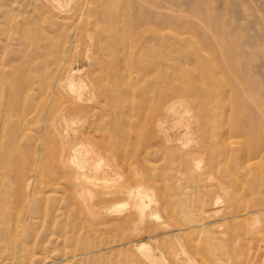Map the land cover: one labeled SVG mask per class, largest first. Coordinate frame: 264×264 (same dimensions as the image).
Wrapping results in <instances>:
<instances>
[{"label":"rangeland","instance_id":"obj_1","mask_svg":"<svg viewBox=\"0 0 264 264\" xmlns=\"http://www.w3.org/2000/svg\"><path fill=\"white\" fill-rule=\"evenodd\" d=\"M42 1L0 0V264H142L136 259L137 253H135L134 247L135 244L148 242L151 243H148L150 246L153 243V249H160L164 253L166 252L165 254H169L170 257L174 254L177 256L180 252L179 256H173L175 260L177 259L176 261H179V264H191V262H193L192 264H206V262L210 264H233L232 255H237L238 260L245 264L244 257L248 248L244 243L246 242L249 247L255 243L251 237L253 236L251 231L253 226L250 224L256 220V228L260 224L263 225L261 227H264V221L259 222L264 220V212L263 215L261 212H255L256 209H260L258 204L264 202V193L249 191L253 184L255 172H260L264 180V151L262 157L249 161L250 168L246 170L247 174H244V170L233 168L236 157L233 156L234 154L225 152L227 155L223 153L220 154L221 157H216L212 164L215 170L221 174L218 176L216 173L219 179L217 182L222 186H228L229 191L231 189L233 194L236 190L235 196L242 199L239 200L243 205L240 206V201H238V206L240 209L245 208L246 212L249 211L248 214L240 218L230 217L231 219L226 221L220 212V208L224 206V199L221 200V198L219 205L217 204L220 210L219 215H221H218L220 221L216 217L206 219L209 214L203 212H212L210 203L207 202L206 198H203L202 200L208 205L203 206L202 213L201 208H198V212L196 202L193 200L194 194H192L195 189L190 186L189 179L184 172L185 169H182L179 163L177 153L180 150H176L177 152L174 150L175 154L173 152L172 155L155 145L145 150L139 149L140 128L146 122L137 116H128V113L125 114L127 112L125 109L120 110V106L115 107L112 102L107 101L112 96L109 95L112 84L108 81L110 80L109 74L104 72V64L109 72L111 62L115 61L119 54L115 52V38L102 39L100 42L101 37H97V33L99 29L103 28L105 35H123L126 46L122 54L129 55L125 61L132 66V72L128 74L131 79L137 77L138 74L133 72L137 71L139 65L143 64L138 68H144L151 63L154 64V59L165 63V66L161 68L162 73L169 72L170 74L171 70V75L175 77L174 83H178L179 77L177 76L180 74L175 71H179L180 64L184 63L180 66V70L188 68L187 71H192L193 67H196L195 64H200L198 66L200 69L196 75H202L204 81L206 77L203 69H201V61H198L199 63L196 61L200 58L205 61L208 60L207 58L212 59L213 64H215L213 65L215 74L214 78L210 76V83L215 82L216 85L214 83L215 86H209L208 93L201 92L198 87L194 88L197 93L196 97L200 98L201 109L205 110V114L208 116L210 129L212 132L221 128L222 130L225 129L224 134H226L228 142L231 143L230 147L233 151L239 147L253 148V144L257 147H264L261 145L264 144V0H83V11L80 10V12L84 14L79 16L82 21L84 20L83 25H80L81 28L77 22L79 18L73 22L74 19L72 21L71 18L68 20L57 17L44 7ZM63 1L67 2L64 3ZM63 1L66 7L75 2L74 0ZM75 13L77 14V12ZM65 20L70 23L67 22L66 24ZM90 36L99 38L95 45L100 49L89 47ZM105 42L107 50L104 53L101 48ZM90 49L93 55L100 57V63L103 67L93 68L89 76V83L93 84L98 97L101 96L109 104L107 113L97 111L98 116H100L98 117L100 130L97 131L99 137L97 140L94 135L91 137L98 143L99 148H106L104 149L106 151L102 150V161L109 163L111 160L110 164L113 166L114 161L111 156L116 153L117 148L111 147L114 139L111 133L112 123L122 122L120 118L125 120V118L130 117L128 123L126 122L125 126L122 127V132L127 130L126 141L129 144L124 142L122 148L124 150L120 153L121 148H119L116 159L120 164L127 161L131 169L129 166L125 169L121 166V175L124 174L121 177L124 179L128 174L134 175L133 179L140 177V179L144 178L146 182L154 185L165 186L168 188V198L172 208L183 209L186 207V210L193 211L188 215L190 219L188 225L181 228L183 232L180 231L181 237H179L183 244L178 243V249L176 248L177 243H175L177 241L172 239L174 237L172 234L177 232L174 231L177 228L176 223H182L183 220L180 216L178 218L176 211H174L175 215L172 214L171 219L167 213L162 212L159 215H163L160 216L162 219L165 217L164 222L160 217L159 219L162 221L157 218L156 222H151L153 225L154 223L157 225L160 222L163 223L162 226L160 223L161 228L158 227L157 232H154L156 234L154 238L150 237L153 234L150 235L145 231L142 234L140 230L143 229V225L140 227L135 224L140 229L134 226L136 230L132 226L129 227V230L131 228L133 230H128L122 234L124 232L121 233L119 230L117 232V228L108 227L109 225L106 226V224H101L100 227L97 223L104 219L102 216L103 219L97 220V218L91 217L87 219V222L81 219V214L80 219L78 217L77 211H82L84 207L81 204H84L83 201L86 198L80 196L76 187L74 190L75 185H68L67 181L71 178L59 172V168L61 169L62 163L60 161L63 160L60 158L61 152L63 151L61 157L64 158L65 153H69L71 145L72 147L80 146V143H76V141V145L72 143L74 140L71 136L77 134L80 123L76 120L70 121L67 115H60L56 111V107L62 105L63 97H66L63 93L60 95V87L67 81L61 80L62 67L72 65L87 70V60L89 59L86 58V54L89 53ZM194 60L196 61L194 62ZM177 65H179L178 68ZM154 66L157 67V65H153L152 68L150 67L151 70H154ZM102 68L103 70H101ZM176 68L177 70H175ZM194 70L192 71L193 76ZM192 72L188 73L192 74ZM185 73L187 74L186 71ZM187 75L186 78L189 79L190 74ZM153 76L156 75L151 73L146 78L151 79ZM184 78H182L183 84L186 80ZM58 79L62 82H59ZM124 97L128 101L137 102L134 100L132 92ZM209 99L216 101L211 103ZM68 100L64 102L68 103ZM183 105L188 106L181 104L179 108L184 107ZM120 114L125 116H120ZM182 114L187 116L184 112L180 116ZM75 116L77 115H74V118ZM180 119L179 122L185 117ZM55 123H59L58 126ZM183 123L185 122L182 121L176 125V130H182ZM65 124H67L68 129H65ZM56 127H59L58 130ZM184 128L185 130L182 132L180 130L179 133L182 136L178 135L177 142L189 146L195 136L189 127ZM61 129L65 130V133ZM186 130H189V133L185 134ZM173 131L174 129L170 130V134ZM61 132L64 137L58 138L57 136H59L58 134L61 135ZM191 133L192 136L187 135ZM100 134L102 135L100 136ZM70 136V143L64 144L65 139L70 138ZM56 137L61 140L64 139L62 140L63 143L61 140L60 142L56 140ZM107 141L109 142L107 143ZM124 152L125 154H123ZM120 156L126 158H119ZM103 158H107V162ZM58 161L60 164L57 163ZM199 164L201 169L205 168L204 161ZM126 169L128 172L124 171ZM132 170H134L133 173ZM224 170H230L233 178L235 177L234 179L237 181L243 180L238 182L246 185H244L243 190L244 193L248 190L246 191L247 194L243 195V191H239L243 193L240 194L237 186L233 188L227 180L221 179L222 173H225ZM115 172L116 170L113 168L110 175ZM29 178L32 183L26 190L23 182ZM215 183L212 184L213 187H216L213 189L219 190ZM75 192L78 193L75 194ZM75 195L79 197L77 198ZM82 197L85 199L82 200ZM253 210L255 211L252 213ZM113 213L110 214L113 218L118 216V214L115 216L116 213H114L115 215ZM256 215L258 217L254 218ZM259 216L260 220L258 221ZM166 217L171 221L166 220ZM244 217L245 221H243ZM173 219L174 224L172 223ZM210 219L213 221H208ZM92 220L93 223L95 222V226L92 225ZM221 221L222 223H220ZM225 222L229 225L228 230L227 226L224 225ZM165 223L170 227L166 228ZM137 231L138 234H136ZM184 233L187 234V238ZM167 236L172 240L166 239ZM139 238L143 241H139ZM136 240L138 241L136 242ZM172 243L176 245L174 246ZM235 246H239L238 250ZM181 248L185 250L183 251ZM192 250H197L195 255H193ZM177 251L178 253H176ZM186 251L189 252V257L185 256V258L182 255L186 254ZM260 259L262 261L263 256ZM261 261L258 263L260 264Z\"/></svg>","mask_w":264,"mask_h":264},{"label":"bare ground","instance_id":"obj_2","mask_svg":"<svg viewBox=\"0 0 264 264\" xmlns=\"http://www.w3.org/2000/svg\"><path fill=\"white\" fill-rule=\"evenodd\" d=\"M62 1H60V0H43L42 2L44 3V7L49 12L53 13L55 16L62 17V19L65 18L68 20H70L69 18H71V20L74 19V21L72 20L73 22H76L79 18V21H77V22H79V24L78 23H76V24H78L79 27H80V25H83L84 20L82 21V19H80L81 17H79V16L84 14V13L82 14L80 12V10H82L83 6H84L83 0H74L75 2H73L72 4L70 3L71 5H69L67 7L64 5V3H66L67 1L66 2L63 1L64 3ZM78 11H79V14H78ZM75 12H77V14ZM74 15H76V17H74ZM67 22L70 23L69 21H66V24H67ZM78 25H77V27H78ZM97 34H98L97 37H101L100 42L102 39L107 40V38H111V39L115 38V40H114L115 52L118 53L119 54L118 56L120 57V58L118 57L116 60L114 59L117 62H115V61L111 62L112 65H111L109 72L107 71V68L105 67V64H104V68H105L104 72H107L109 74L110 80H108V81L112 84L111 90H110L111 93L109 94L112 96L110 97L109 100L107 99V101L112 102L115 105V107L120 106V110L125 109L127 111V112H125V114L128 113V116H130V117L137 116L138 118H142L143 121L146 122V124H144V123L142 124V126L140 128V133L137 132V133H139V136H140V138H139L140 142L138 140V143L140 146L139 149L145 150V149H148V148L155 145L157 147L162 148L165 152L170 153L172 155H173L174 150L175 151L180 150V152L177 153L179 163L181 164L182 169L183 168L185 169L184 172H186V177L189 179L190 186L194 187V189H195V191H193L194 193H192V192L191 193L194 194L193 200H194V202H196L198 212H199L198 208H201L200 211L202 213L203 206L208 205V204L206 205L205 201L202 200L203 198H206L207 202H209L211 204V205L209 204V206H210L212 212H208V211L203 212V213L209 214V216L205 215V216H207L206 219H208V217L212 218V219H214V217H216L219 219L218 215L220 214L219 213L220 210H221L220 212H222V217H225L226 221H228V219L230 217L231 218H240L243 215L248 214L249 210L246 212L245 208L240 209V207L238 206V201H240L239 199H241V198H238V196L237 197L235 196L236 190L233 194L231 189H230L231 192L229 191L228 186H227L228 187L227 188L225 186L220 185L217 182V180H219V179L216 176V173L218 176L221 174L215 170L212 163H214L216 157H219L220 154L222 155L225 152H228L229 154L232 153V154H234L233 155L234 157L236 156L235 162H234L235 167H233V168H236L237 170H244V174H247L248 172L246 170L250 168L249 161L251 162V160L254 158L258 159L259 157H262V152L264 151V147L263 146L257 147V145L253 144V148L251 147L250 149H247L246 147H244V148L239 147V149H235L236 151L235 150L233 151V149H231V147H230L231 143L228 142L229 140H228V138H226V134H224L225 129L222 130V128H221L220 130L213 131V132L210 129V126L208 124V116L205 114V110L201 109V104H200L201 101H200V98L196 97L197 93H196V90L194 88L198 87L199 89H201L200 90L201 92L205 91L208 93V91L210 90L209 86H215L216 85L215 82H214L215 85H213L214 83L213 84L210 83L211 77L213 76V78H214V74H215V72H214L215 68L213 67V65H215V64H213L214 61L210 58H207L208 60L205 61L203 58L201 59L200 57H199L200 58L199 60L197 58H196L197 61L194 60V62L195 61L196 62L201 61V69H203L204 76L206 77L204 81L202 80L203 76L201 75V73H199V75H201L202 77L196 75V72L199 71V69H200V68H198V66L200 64H198V65L195 64L196 67H193L195 69V70L193 69L195 71L194 76H193V72H192L193 70L187 71L188 68L180 70V66L184 63L180 64V66L177 65V68L179 66V71L176 68L175 70H177V71H175V72H178L180 75L177 76V77H179L178 83H174L175 77H174V75H171V70H170V74H169V72L168 73H162L161 68H163L165 66L164 65L165 63H161V60L159 62V61L154 60V59H153L154 64L151 63L149 66L144 67L145 69L143 67L138 68L139 66L143 65V64H141V65L138 64L139 66L137 65L138 66L137 71L133 72L135 74L137 73L138 75L136 74L137 77L136 78L133 77L131 79V76L128 74H130L132 72L131 71L132 66H130V63L125 61L126 57H128L129 55L122 54V51L124 50V47L126 46L123 35L122 34L118 35V36L117 35L116 36L105 35V31L103 30V28L99 29ZM95 37L94 36L89 37L88 45H89V47H92V49H94L96 47L98 49H100V47L95 45V44H97L99 38H97V37L95 38ZM103 44L104 45L102 46L101 49H103V52L105 53L107 50L106 49V42ZM128 54H129V52H128ZM115 55H117V54H115ZM86 58L89 59V60H87V64H88L87 70L82 69L80 67H75L72 65L71 66L66 65V66L62 67V72H61L62 78H61V80L63 79V80H67V81H65L64 84L62 83L63 85H61V87H60V91H61L60 95L63 93L66 97H63L64 100H63L62 105H60L59 107L55 106L57 108L56 111H58L60 115H62V116L67 115V117L69 118L70 121L76 120L80 123V127H79L80 129H78V132L76 134L77 136L71 135L73 137L72 139L74 140L72 143L74 145H76L75 144V141H76V143H80V146L76 145L75 147H72V145H71L69 148L68 147L69 145H68L67 147L69 148V151H68L69 153L68 154L65 153L66 156L64 155V158H62L61 157L62 152H63L62 151L60 158L63 160L60 161V159H58L62 163V165L60 166L61 169L59 168V172L64 173L65 176L67 175V177L71 178V180L67 181L69 183L68 185H71V184L73 186L75 185L74 188L75 187L77 188V191L79 192L80 196H83L86 198V199L84 198L85 199L84 200L82 197V200H84L83 201L84 204H81V205H83L84 208L82 209L81 212L77 211L79 213L78 217L80 219V216L82 215L81 219H84V221H86V222H87V219H89L91 217L97 218V220L104 218L103 220H100L101 222L98 221V223L97 222L96 223L98 225H100V227H101V224H103V225L106 224V226L109 225L108 227L117 228V230H116L117 232H118V230L121 233L124 232L122 234H125L126 232H128L129 227H132V226L134 227L135 224L139 225L140 227H142L141 225H143V227H142L143 229L140 230V231H142V234L145 231V232L149 233L150 235L153 234L150 237L154 238L156 235L154 232H157V230H158L157 228L160 227V225L162 226L163 223L160 222L161 223V224L159 223L160 225L159 224L157 225L154 223V225H153L152 224L153 221L156 222L157 218L159 219L160 216H163V215H159L162 212L164 214L167 213V215H169L168 217L171 219L172 214H174V211H176L177 212L176 215H178V218L180 216V218H182L181 220H183V222H182L179 219L182 223H176L175 226L177 228L174 231H177V232L172 234V236H174V237L171 236L172 239L174 238V240L177 241V242H175V243H177V245L172 243L174 246L176 245V248H177L178 243H182V240L180 238L181 237L180 231L183 232V229H181V228H182V226L188 225V222L190 221L188 215H189V213H191L193 211L192 210H186V207L185 208L183 207V209L172 208L171 203H170L169 198H168V196H169L168 188L165 186L154 185L150 182H146V180L144 178L140 179V177H139V179H135V178L133 179L134 175L130 176L128 174L127 176L124 177V179H123V177H121V176H124V174L121 175V166L124 167V169H125V167L129 166V168L131 169V166H130V164L127 163V161L124 162L123 160H121L124 163L122 162V164H120V162H118L116 159V154L119 152V148H121L120 153L124 150V149L122 150L124 142L125 143L127 142V145L129 144L128 141H126L127 135H128L127 130H126V132H122V127L125 126V123L128 121V119H130V117L125 118V120L120 118L122 120V122H117V123L114 122L115 125L112 123L111 133L114 136V139L112 141L111 147H114L113 149H115V147L117 148V150L115 151L116 153H114L111 156L112 160L114 161V162L112 161L113 166H111V164H110L111 160L109 161V163L107 162V160H108L107 158H105V159L103 158L107 163L102 161V150H104L106 148H101V147L99 148L98 143L95 141V139L97 140V138L99 137V135L97 134V131L100 130L99 123H98V117H100V116H98L97 111L100 110V111H104V113H107V106H109V104H107L101 96L98 97V95L95 92V88H94L93 84L89 83L90 82L89 76L92 73L94 67H98V66L103 67V65L100 63L101 62L100 57H98L95 54L93 55L91 52V49L89 50V53L86 54ZM162 61H164V60H162ZM179 63H181V62H179ZM153 65H157V67L154 66V68H153L154 70H151ZM80 66H83V65H80ZM169 67H170V65H169ZM148 68H150V69H148ZM181 68H183V67H181ZM196 68H198V69H196ZM101 70H103V68ZM147 70L148 71L151 70V71L148 72ZM172 70H173V68H172ZM185 71L187 72V74H190L189 79L186 78L188 75L185 73ZM188 72H192V74L188 73ZM151 73H152V75H153V73H154V75H156L155 77L154 76L151 77L152 80L146 78V76L147 75L149 76V74H151ZM172 73H173V71H172ZM161 74H163V75H161ZM139 75H141V77H139ZM191 75H192V77H191ZM105 76H106V74H105ZM107 77H108V75H107ZM183 77L186 78V80L184 81V84H183V80H182ZM74 78H75V80H74ZM213 78H212V81L214 80ZM61 80L58 79L59 82H62ZM149 80H151V81H149ZM75 81H77V82H75ZM176 81H177V79H176ZM144 83H145V85H143ZM58 85H59V83H58ZM130 92H132L133 98H134V100H137V102H134L133 100H129V101L126 100V98L124 96H127V94ZM201 96H203V95H201ZM60 97H62V96H60ZM66 100H68V103L64 102ZM209 101L211 103H215L216 100L209 99ZM181 104L188 105L189 107L186 106L187 107L186 108L183 105L185 107V109H184V107L179 108V106H181ZM57 106H58V104H57ZM181 108H183V109L180 110ZM182 112L187 114V116L186 115L183 116V114H182V116H180ZM74 115H77V116H75V118H74ZM120 116H125V115L120 114ZM101 117H104V116H101ZM180 117H181V119H183L185 117V119L182 120L185 122V123H183L184 127H186V128L189 127L190 129L189 128L188 129L191 130L195 136L194 139H192L193 141H192L191 145H189V146L186 144H182V142L181 143L177 142L178 135L182 136V134L179 133L181 129L179 128L180 130L178 131V130H176L177 128L175 127L176 125H179L180 122H182V121H180V122L178 121L180 119ZM117 118H118V116H117ZM62 119H60V120H62ZM67 120H64V121H67ZM177 121H178V123H177ZM62 122H63V120H62ZM64 123H63V125H64ZM58 124H56V126H58ZM183 124H181V125H183ZM66 125L67 124H65L64 127H66L65 129H68V126H66ZM218 125H220V124H218ZM74 126L77 127V125H74ZM126 127H128V126H126ZM139 127H137L138 130H139ZM184 127L182 130H185ZM218 127H220V126H218ZM58 128H57V130H58ZM172 129H174V131L172 132V134H170V130H172ZM104 130H105V128H104ZM182 130H181V132H182ZM130 131H132V130H130ZM130 131H129V134H130ZM188 131L186 130L185 134L189 133ZM63 132L65 133V130ZM108 132H109V130H108ZM132 132H134V131H132ZM62 134L63 133L61 132V135L58 134L60 137L59 136H57V137L61 138V136H63ZM56 135H57V133H56ZM69 135H70V133H69ZM93 135L95 136L94 137L95 139H93V137H91ZM101 135L102 134H100V136ZM187 135L192 136L193 134L191 133V134H187ZM71 136H70V138L67 137L65 139L64 144H66V142L70 143L69 140L71 139ZM57 137H56V140H59V142H60L61 139H58ZM110 137L111 136L109 135V138ZM76 138H77V140H75ZM107 138H108V135H107ZM131 139H133V138H131ZM62 140H64V139H62ZM78 140H79V142H77ZM109 141H107V143ZM61 143H63V141ZM244 144H246V143H244ZM261 145H264V144H261ZM59 147L62 148L63 146H59ZM76 147H80V148H76ZM68 148H66V149L68 150ZM230 149H231V151H230ZM104 151H106V150H104ZM107 152H109V151H107ZM59 153H60V151H59ZM123 154H125V152ZM174 154H175V152H174ZM119 158L123 159L126 157L120 156ZM224 159H225V157H224ZM222 160H221V162H222ZM51 161H52V159H51ZM59 161L57 162L58 164H60ZM203 161L205 162V168L201 169L202 167H200L199 163H201ZM57 163H56V165H57ZM133 167H137V166H133ZM257 167H259V166H257ZM257 167H256V169H257ZM113 168L116 170V172L114 174L115 175L117 174L118 176L116 175L117 176L116 177L113 174L114 177L112 179L113 175H110V172H111V170H113ZM127 169L124 171L128 172ZM134 170H132V173ZM237 170H236V172H238ZM53 171H54V168H53ZM224 171H225V173H222L221 179L223 181L227 180L230 184H232L231 186L233 188H235L237 186L239 188L238 192L243 191V193H244L243 188L246 185L240 184L241 182L240 183L238 182L239 180H242V179H239L237 181L236 179H234L235 177L233 178V175L231 174L230 170H224ZM233 171H235V170H233ZM22 181H23V179H22ZM213 182H216L215 184L218 185L219 190L213 189V188H216V187H213V185H212ZM23 183H25V189L28 190L32 181L29 178V180L27 179V181H25ZM252 183L253 184H252V186H250V189H249L250 192H251V190H253L254 192H257V193H264V180L261 177L260 172H257V173L255 172ZM70 188H71V186H70ZM76 188L74 190H76ZM246 191H248V190H246ZM246 191H245V193H246ZM77 193L75 192V194H77ZM191 193H190V196L192 195ZM239 193L241 194L242 192H239ZM245 193L243 195H245ZM70 194L71 193L69 192V195ZM170 195H171V193H170ZM220 199L221 200L224 199L223 200L224 206L222 208H220V210H219L217 204L219 205V203L221 201ZM175 202L178 203L179 201H175ZM183 203H184V201H183ZM187 203L189 204V202H187ZM239 205L240 206L242 205L241 201L239 202ZM258 206H259L258 208H260V209H258V210L256 209V211L253 210L252 213L254 211L255 212H261L262 213L261 215H263L264 202L259 203ZM193 210H195V209H193ZM115 211H117V212H115ZM118 211H120V212L118 213ZM111 212L116 213V215L113 213V215H115V216H117V214H118V216L113 218L112 215H110ZM257 215H258V213H257ZM257 215L254 218H257L258 217ZM101 216L103 218H101ZM219 216H221V215H219ZM260 216L258 218V221L260 220ZM168 217H166V220L171 221V220L167 219ZM190 217H191V215H190ZM246 218H247V216H246ZM161 219H159V220H161ZM163 219H165V217ZM212 219H210L208 221L211 222V221H213ZM252 219L253 218H251V221H253ZM219 221H220V219H219ZM243 221H245V217H244ZM263 221L264 220L259 221V222L261 223ZM163 222H164V220H163ZM173 222H174V219H173L172 223ZM176 222H178V221H176ZM215 222H217V221H215ZM94 223L92 220L93 226H95ZM220 223H222V221ZM246 223H250V222H246ZM256 223H257V221L255 220L250 224L251 226H253V227H251V231L253 233V236H251V237H253V239L255 240L254 241L255 243L253 245H251L250 247L248 244H246V242L244 243V245L247 246V248H248L247 249L245 247V249H247V252H246L247 254L244 257L245 258V264H255V263L257 264L258 261H261V259H260L261 256H263L261 263L262 264L264 263V261H263L264 260V227H261L263 225L260 224V226L259 227L257 226V228H256L255 227ZM165 224L167 225V223H165ZM98 225H97V228L99 227ZM216 225L219 226V224H217V223H216ZM224 225L227 226V230H228V226H229L228 223L225 222ZM103 227L105 228V226H103ZM140 227L137 226L136 228L140 229ZM165 227L166 228L170 227V225L169 226L167 225ZM97 228H95V229H97ZM244 228H245V226H244ZM171 229H172V226H171ZM131 230H133V228H131L129 231H131ZM166 230L168 231V229H166ZM246 232H245V234H246ZM130 234H132V233L130 232ZM136 234H138V231ZM233 234L235 235L234 232H233ZM165 235H167V234H165ZM186 235L187 234H185V236ZM189 236H190V234H189ZM167 238H168V236L166 237V239ZM186 238H187V236H186ZM245 239H246V237H245ZM178 240H180V242H178ZM137 241L138 240H136V242ZM139 241H143V239L139 238ZM187 241H189V240H187ZM148 243H150V242H148ZM148 243H146V244H148ZM251 243H253V242H251ZM146 244L145 243L144 244H142V243L135 244L136 246L134 247L135 253H137L136 259H138L139 262H142V264H179V261H176L177 259L175 260V258L173 257L175 254L173 256H171V257H173V260H171L170 255L165 254L166 252L164 253L162 250H160V249L158 250L156 248L153 249L152 248L154 246L153 243H152V246H150L149 244L148 245H146ZM171 245H170V247L173 248ZM239 246H235V247H237L236 250H238ZM186 247H189V246H186ZM181 250L184 251L185 249L181 248ZM190 250H191V248H190ZM250 250H253V251L251 252ZM193 251L194 250H192V253H193V255H195L197 250L194 252ZM187 252L188 251H186V254H187ZM208 252H210V251H208ZM132 253H133V251H132ZM176 253H178V251ZM179 254H180V252H179ZM179 254H177V256H179ZM186 254L184 253V255H182V256L189 257V252H188V255H186ZM177 256L175 255V257H177ZM232 257H233V262H234L233 264H242V262L238 260L237 255H234V256L232 255ZM241 258H243V256ZM181 260H180V262H181ZM241 260H243V259H241ZM187 261H188V259H187ZM187 261H185V262L188 263ZM189 261H191V260H189ZM203 262H206V261L203 260ZM192 263L193 262H191V264ZM206 264H210V263L206 262ZM212 264H214V263H212Z\"/></svg>","mask_w":264,"mask_h":264}]
</instances>
